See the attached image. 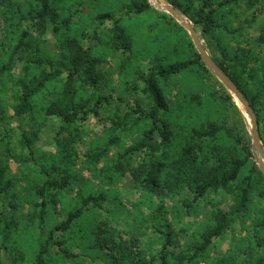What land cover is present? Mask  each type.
Wrapping results in <instances>:
<instances>
[{
    "label": "trees",
    "instance_id": "obj_1",
    "mask_svg": "<svg viewBox=\"0 0 264 264\" xmlns=\"http://www.w3.org/2000/svg\"><path fill=\"white\" fill-rule=\"evenodd\" d=\"M92 1L0 2V6L2 3L5 6L0 10L4 21L2 37L4 41L8 39L9 45L11 41L9 52L0 55V80L18 62L23 63L22 74L14 81V114L21 117L31 113L35 116L36 99L46 87L58 82L59 86L50 100L41 106L40 114L43 119L52 116L62 123L54 136L60 157L58 164L42 162L35 176L30 177L28 172L23 177L28 185L27 196L19 195L9 164L0 157V202L9 209L7 214L0 212V264H3L1 250L4 249L12 253L6 264H61L62 260L78 261L82 255L105 256L107 264H200L208 256L214 239L246 214L252 196L264 201V173L257 164L252 132L247 134L233 125L222 110L224 101L231 99L230 94H236L207 68L187 31L172 16L156 10L149 0H130L119 8L121 16L150 10L158 14L165 28L176 35L175 61L158 56L147 59L146 70L137 74L142 82L140 91L151 100V106L146 109L135 101L132 108L134 118L130 112L115 110L109 117L110 127L105 132L106 136L84 153L82 167L108 183L129 174L134 186L146 196L145 200L150 195H158L161 190H167L172 196H181V203L189 213V208L193 209L194 204L207 198L209 193L228 195L231 200L229 209L213 208L205 222L200 224L201 230L191 234L181 246L174 243L171 232L164 230L170 225L161 217L160 211L164 210L157 207L156 213H151L149 219L152 220L153 230L158 233L161 247L149 258L137 238L123 240L116 229L108 230V227L85 220L92 211L102 209L105 202H116L115 198L109 200L105 189L81 193L77 205L71 209L64 205L67 214L61 220L49 222L50 227L45 225L48 215L52 217L54 214V206L61 194L58 188L73 184L78 176L73 168L77 152L69 147L80 139L78 122L89 115L97 116L101 106L111 102V95L101 93V87L114 90L112 82H108L99 69L102 54L98 44L85 48L82 32L71 34L73 19L77 16L81 18L82 8L85 5L89 8ZM169 2L188 18L194 28H200L213 60L236 83L253 107L264 149V48L257 50L264 45V29L256 30L250 22L240 21L239 16L233 13L234 7L241 2L251 8L260 0ZM85 19L92 23L89 40L96 39L100 32V37L105 36V40L98 39L103 49L127 54L130 59L133 54L132 37L127 34L122 18L115 11L94 12L89 9V15L82 18L83 21ZM30 27L36 35L29 32ZM251 30L256 31L254 36L250 34ZM49 31L56 41L57 51L54 54L41 48L42 37ZM211 76L222 90H214L204 81ZM171 81L179 82L180 88L186 92L184 96L177 97L175 105L168 98ZM87 88L93 91L88 92ZM134 89L138 87L134 86ZM118 97L122 100L121 96ZM244 110L248 112L245 107ZM3 113L1 108L0 115ZM181 115L183 118H180ZM42 125V122L35 124L36 127ZM118 128L123 132L137 128L142 130L137 139L110 158V146L119 141L118 135H115ZM38 129L32 136L26 132L22 134L21 143L31 156L34 155L32 144ZM7 152L22 165L28 161L27 157L10 153V150ZM65 161L69 163L67 169L61 167ZM100 162L104 164L98 167ZM55 170L62 171L60 179L53 175ZM188 192L191 198L182 196ZM24 203L27 204V211L23 213ZM116 203L123 208L120 202ZM18 213H21L22 219ZM88 225L90 238L85 241L77 232L84 231ZM252 225L257 233L255 245L264 246V214L256 216ZM33 226L38 229L41 241L31 262L26 261L27 254L19 246L15 234L26 228L33 230ZM73 246H78L81 253L73 251ZM218 262L226 264L224 259ZM251 264H264V254L253 257Z\"/></svg>",
    "mask_w": 264,
    "mask_h": 264
},
{
    "label": "rangeland",
    "instance_id": "obj_2",
    "mask_svg": "<svg viewBox=\"0 0 264 264\" xmlns=\"http://www.w3.org/2000/svg\"><path fill=\"white\" fill-rule=\"evenodd\" d=\"M152 1V3L149 2L156 10L167 13L177 21V18L170 12L161 10L156 6V4H159L160 6L171 5L174 7L169 0ZM129 2L130 0H93L89 8L87 5L82 8L83 15L81 18L77 16L73 19L74 23L71 34L81 31L82 45L85 48L88 46L93 48L95 44H98L101 50L100 54H102V61L99 64V69L106 75L109 80L108 82H112L114 90L104 86V88L101 87V93L111 95V102L102 105L97 116L89 115L84 121L78 122L80 127V139L78 142L69 145L70 150H75L77 152L78 157L75 167L73 168L78 172V176L73 184H69L62 189L58 188L61 194L58 196L59 199L54 206V214H52V217H50V214L48 215L45 225L50 227V223L54 219L61 220L63 216L67 214V209L64 205L70 209L77 205L78 196L81 193L98 192L100 189H105L109 200L115 198L116 202H120L123 208L114 201H110V203L107 201L102 209L92 211L89 213V216L87 215L85 217V220L90 221V223L92 222V224L93 222H95L96 225L100 224L103 228L108 227V230L116 229L117 232H119V237L123 240L137 238L140 246L146 251L147 258H149L151 254L156 253L161 247V241H158V233L153 230L152 220L149 219L151 213H156L155 209H157V207H161V209L164 210L160 211L161 217L163 221L170 225L169 228H164V230L172 233L171 235L174 243L183 246L185 242L190 239L191 234L199 231V229L201 230V228H199L200 224L205 222L207 215L213 208L219 207L222 210H228L231 200L228 195L223 193H209L207 198L197 201L193 209L189 208L191 211L189 213L187 212L188 208L181 203V196H172L167 190H161L158 195H150L147 200H145L146 196L144 197L143 192L134 186L135 184L131 180L129 174H126L115 182L108 183L92 176L90 171L82 167L81 161L84 159V153L94 146L95 143H98L101 138L106 136L105 132L110 127L109 117L112 116L115 110H119L121 113L130 112L131 116L134 118L135 115L132 113V108L134 107L135 101L139 102L141 106L146 109L151 106V100L140 91L142 82L137 74L146 70L148 65L147 59L149 57L158 56L166 57L170 61H175L176 58V53L174 52V45L176 43L175 33L167 30L160 16L152 10L140 14L133 13L129 16H121L119 8ZM3 8H5V6L2 3L0 10ZM89 9H92L94 12L113 10L122 18V24L127 34L132 37L133 42V54L129 56V60L127 54L121 52L111 53L103 49L101 40H105V36L102 35L103 38L100 37V32L96 39H88L92 23L89 19L83 21L82 18L89 15ZM233 13L239 16L240 21L250 22L252 27L256 30L264 29V0H260L258 4L251 8L247 7L245 2H241L238 6L234 7ZM181 17L184 21L190 23L186 16L181 14ZM106 26H108V24ZM195 30L203 46L210 55V49L206 47V40L200 28L196 27ZM3 32L4 21L0 15L1 56L9 52V46L11 45V41L9 45L8 39L4 41L2 37ZM29 32L32 35H36L31 27ZM255 33L256 31L254 30L250 31L252 36H254ZM188 35L190 36L189 33ZM99 37L101 38L100 41H98ZM42 38L44 41L41 42V48L49 54H54L57 49L55 46L56 41L52 33L49 31ZM263 48L264 45L258 47L257 50ZM22 64V61L18 62L10 73L0 80V109H4V113L0 115L3 116V118L0 117V157L9 164L11 174L16 179V190L18 189L19 195L24 197L27 196L26 188L28 185L23 177L28 172H30V177L31 175L35 176L34 173H36L38 166L42 162L47 164L50 162L58 164L60 157L54 143V136L62 123L58 118L52 116H47L43 119L40 114L41 106L50 100L53 91L59 86L58 82L46 87L38 99H36L37 107L35 116L31 113L21 117L14 114L12 109L13 93L16 90L14 81L22 74ZM214 76L204 81L209 83L214 90H222L215 82ZM134 86H137L138 89H134ZM169 86L170 95L168 98L171 104L175 105L178 101L177 97L184 96L186 92L184 88H180L179 82L174 83V81H171ZM87 91L92 92L93 90L87 88ZM118 96H121L122 100L119 99ZM230 96L231 99L225 100L222 106L227 120L233 125H237L242 131L250 134L251 120L249 113L244 110L243 104L236 96L231 94ZM180 118H183V115H181ZM41 122L43 123L42 126H35V124L39 125ZM37 128H39L37 137L32 144L34 155L31 156L27 147L21 143L22 134L26 132L28 136H32ZM141 130L142 128L140 130L137 128L125 132L121 131L119 128L115 130V135H118L119 141L117 144H112L110 146V158L118 150H122L125 146L137 139ZM157 141L159 142L160 139L157 138ZM8 150H10V153H15V155L27 157L28 161L23 165L14 161V159L10 157L9 152H7ZM158 151H161V149ZM262 151L264 160L263 148ZM44 153H47V155L43 156ZM33 157L36 160L32 159ZM68 164L67 161H65L61 167L65 166V169H67ZM103 164L104 162H100L97 166L100 167ZM53 175L60 179L62 177V171L55 170L53 171ZM182 196L192 197L189 192L182 194ZM8 210V208L3 207V202H0V212L3 211L2 213L7 214L9 213ZM21 211L23 213L27 211L26 203L23 204ZM263 214L264 201L260 198L258 199L256 196H252L246 214L240 216L237 222L233 223L226 232L214 239V244L208 251V256L205 258V261L200 264H210L211 262L220 264L218 261L223 259L226 264H251L253 257L263 255L264 246L255 245L257 233L252 225L253 219ZM18 217L21 218V213H18ZM83 223L86 226V223ZM89 227L88 225V228H85L84 231L77 232V235L79 237L82 236L85 241H89L88 238H90ZM37 230L38 229L33 226V230L26 228L25 230H20L18 234H15L19 246L24 249L27 254L26 261L32 262L33 255L35 251H37L39 242L41 241ZM58 234L59 233H57V235ZM73 236L76 235L73 233ZM260 243L262 244L263 242ZM251 245L252 247H250ZM73 251L81 253L78 246H73ZM11 254L10 250H1L3 264L10 261ZM60 263L107 264L105 256L89 257L87 255H82V258L78 261L62 260Z\"/></svg>",
    "mask_w": 264,
    "mask_h": 264
},
{
    "label": "water",
    "instance_id": "obj_3",
    "mask_svg": "<svg viewBox=\"0 0 264 264\" xmlns=\"http://www.w3.org/2000/svg\"><path fill=\"white\" fill-rule=\"evenodd\" d=\"M151 3L152 0H149ZM156 4V3H155ZM156 6L161 9L170 12L173 16L177 18V21L180 23L182 27H184L188 33L190 34L195 47L199 54L201 55L205 65L209 70L213 72L215 77L221 81V83L227 87L229 90L234 92L240 102L243 104V106L246 108V110L249 113V117L251 120V132H252V140L254 145V151L257 156V164L259 166V169L264 173V160H263V151H262V145L260 142L258 130H257V122H256V113L253 109V107L250 105L248 100L246 99L243 92L240 90V88L236 85V83L228 76L226 75L221 68L216 64V62L211 58L205 47L203 46L200 37L198 36L195 28L192 26V24L186 22L181 17L180 12L171 5H164L160 6L159 4H156Z\"/></svg>",
    "mask_w": 264,
    "mask_h": 264
}]
</instances>
